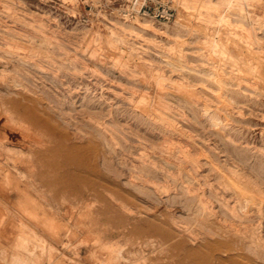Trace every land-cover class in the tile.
<instances>
[{"label": "rangeland", "instance_id": "1", "mask_svg": "<svg viewBox=\"0 0 264 264\" xmlns=\"http://www.w3.org/2000/svg\"><path fill=\"white\" fill-rule=\"evenodd\" d=\"M90 4L0 0V264H264V0Z\"/></svg>", "mask_w": 264, "mask_h": 264}, {"label": "bare ground", "instance_id": "2", "mask_svg": "<svg viewBox=\"0 0 264 264\" xmlns=\"http://www.w3.org/2000/svg\"><path fill=\"white\" fill-rule=\"evenodd\" d=\"M139 20H147V19H135V20H131V21H139ZM125 21H130V20H125ZM149 21H150V20H149ZM143 102H144V101H143ZM145 111H146V110H145ZM142 112H143V111H142ZM19 115L23 116V114H20V113H19ZM28 116H29V115H28ZM4 118H5V117H4ZM41 118H42V117H41ZM2 125H3V124H2ZM26 127H27V126H26ZM58 130H59V129H58ZM96 132H97V131H96ZM66 136H68V135H66ZM79 136H80V135H79ZM79 136H78V137H79ZM82 137H84V136H82ZM36 138H37V137H36ZM12 140H13V139H12ZM36 140H37V139H36ZM30 141H31V140H30ZM17 142H18V141H17ZM22 142H23V141H22ZM35 142H37V141H35ZM104 142H105V141H104ZM19 143H20V142H19ZM33 143H34V141H33ZM24 144H25V142H24ZM25 145H26V144H25ZM103 146H104V145H103ZM106 146L108 147V145H106ZM109 147H110V145H109ZM106 149H107V148H106ZM109 149H110V148H109ZM111 149H112V148H111ZM113 150H114V149H113ZM115 150H116V149H115ZM115 150H114V151H115ZM170 150H171V149H170ZM52 151H53V150H52ZM105 151H106V150H105ZM116 151H117V150H116ZM116 151H115V154H116ZM110 152H111V150H110ZM51 153H53V152H51ZM54 153H55V152H54ZM103 153H104V152H103ZM36 154L38 155L39 153H36ZM108 154H109V153H108ZM108 154H107V156H109ZM138 154H139V153H138ZM93 155H94V153H93ZM113 155H114V154L112 153V156H113ZM128 155H129V154H128ZM89 156H90V154H89ZM115 156H116V155H115ZM140 156H141V155H140ZM117 157H118V156H117ZM142 157H143V156H142ZM91 158H92V157H91ZM105 158H106V157H105ZM105 158H103V159H105ZM138 158L140 159V157H138ZM145 158H146V157H145ZM97 159H98V158H97ZM103 159H102V160H103ZM139 159H137V160H139ZM143 159H144V158H143ZM94 160H96V158H94ZM99 160H100V159H99ZM106 160H107V158H106ZM120 160H121V159H120ZM132 160H133V159H132ZM133 161H134V160H133ZM135 161H136V159H135ZM135 161H134V162H135ZM140 161H141V160H140ZM145 161H147V160H145ZM152 161H153V160H152ZM152 161H151V162H152ZM94 162L96 163V161H94ZM97 162H99V161L97 160ZM103 162H104V161H103ZM109 162H110V159H109ZM151 162H150V164H151ZM194 162H195V161H194ZM95 163H93V164H94L93 167H92L91 165H90V167H92V171H93L95 174H98V173L100 172V170H99L98 166H97ZM99 163H100V162H99ZM106 163H108V162H106ZM144 163L147 164L146 162H144ZM88 164H89V163H88ZM120 164H122V163H120ZM145 164H144V165H145ZM150 164H149V165H150ZM194 164H195V163H194ZM101 165H102V164H101ZM101 165H100V166H101ZM103 165H105V164H103ZM109 165L111 166V164H109ZM132 165H134V164H132ZM132 165H131V166H132ZM144 165H143V167H144ZM147 165H148V164H147ZM147 165H146V166H147ZM154 165H155V164H154ZM87 166H88V165H87ZM135 166H136V165H135ZM152 166H153V165H152ZM101 167H102V166H101ZM106 167H107V165H106ZM111 167H112V166H111ZM111 167H109V168H111ZM157 167H158V166H157ZM55 169H56V168H55ZM102 169H103V168H102ZM113 169H114V167H113ZM144 169H146V167H145ZM127 170H128V169H127ZM138 170H139V169H138ZM64 171H65V170H64ZM107 171H108V170H107ZM114 171H115V169H114ZM139 171H140V170H139ZM142 171H143V170H141V173H142ZM148 171H149V170H148ZM152 171H153V170H152ZM157 171H158V173H161L160 170H159V168H158ZM104 172H105V171H104ZM111 172H113V171H111ZM116 172H117V170H116ZM62 173H63V172H62ZM107 173H108V172H107ZM129 173H130V172H129ZM148 173H149V172H148ZM163 173H164V172H163ZM133 174H134V173H133ZM139 174H140V173H139ZM156 174H157V173H156ZM166 174H167V173H166ZM166 174H165V175H166ZM113 175H115V177H116L117 174H114V173H113ZM119 175H120V173H119ZM119 175H118V176H119ZM147 175H148V174H147V172H146V176H147ZM118 176H117V177H118ZM133 176H134V175H133ZM146 176H145V177H146ZM148 176H149V175H148ZM157 176H158V174H157ZM117 177H116V178H117ZM129 177H130V176H129ZM166 177H167V176H166ZM119 178H120V176H119ZM119 178H118V179H119ZM122 178H123V173H122ZM126 178H127V176H126ZM131 178H132V177H130V179H131ZM145 179H146V178H145ZM151 179H152V178H151ZM120 180H121V179H120ZM128 180H129V179H128ZM138 180H139V179H138ZM123 181H125V180H123ZM126 181H127V180H126ZM143 181H144V180H143ZM143 181H139V182L144 183ZM146 181H147V180H146ZM146 181H145V182H146ZM149 181H150V180H149ZM129 183H130V182H129ZM134 183H136V182H134ZM134 183H133V184H134ZM124 184H125V183H124ZM138 184H139V183H138ZM150 184H151V183H150ZM127 185H128V184H127ZM131 185H132V184H131ZM112 186H113V185H112ZM133 186H134V185H133ZM143 186H144V184H143ZM146 186H148V187H147V188H149L148 191H151V194H152L153 192H156V190H157V189L154 188V186H153V187L150 186V185H146ZM136 187H137V186H136ZM132 188H133V187H132ZM134 188H135V187H134ZM147 188H146V189H147ZM15 189H16V188H15ZM141 189H142V187H141ZM158 189H159V188H158ZM184 189H185V188H184ZM190 189H191V188H190ZM190 189H189V188H186V190H188V192H187L188 194L190 193V192H189ZM0 190H1V189H0ZM135 190H136V189H135ZM137 190H138V189H137ZM137 190H136V191H137ZM157 191H158V190H157ZM191 191H193V190H191ZM141 192H142V190L140 191V193H141ZM181 193H182V192H181ZM144 194H145V191H144ZM156 194H157V193H156ZM156 194H155V195H156ZM158 194H161V193L159 192ZM178 194H179V193H178ZM182 194H183V193H182ZM190 194H191V193H190ZM190 194H189V195H190ZM194 194H195V192H193L191 195H194ZM196 194H198V193H196ZM145 195H146V194H145ZM152 195H153V194H152ZM152 195H151V196H152ZM166 195H167V194H166ZM166 195L164 194L165 197H167ZM171 195H172V194H171ZM171 195H170V196H171ZM184 195H185V194H184ZM186 195H187V194H186ZM189 195H188V196H189ZM191 195H190V196H191ZM120 196H121V195H120ZM156 196H158V195H156ZM159 196H160V195H159ZM177 196H178V195H177ZM177 196H176V197H177ZM180 196H182V195H180ZM188 196H187V197H188ZM16 197H17V196H16ZM149 197H150V196H149ZM153 197H154V195L152 196V198H153ZM160 197H161V196H160ZM172 197H173V196H172ZM193 197H194V196H193ZM146 198H148V197L146 196ZM150 198H151V197H150ZM150 198H149V199H150ZM152 198H151V199H152ZM154 198H155V197H154ZM174 198H175V197H174ZM180 198H181V197H180ZM191 198H192V197H191ZM196 198H197V197H196ZM196 198H195V199H196ZM156 199H157V198H156ZM156 199H155V200H156ZM158 199H159V198H158ZM169 199H170V198H169ZM171 199H172V198H171ZM184 199L186 200V198H184ZM195 199H194V200H195ZM200 199H201V197H200ZM200 199H199V200H200ZM5 200H6V199H5ZM155 200H154V201H155ZM166 200H167V199H166ZM177 200H178V199H177ZM180 200H181V199H180ZM9 201H10V200H9ZM160 201H161V200H160ZM168 201H169V200H168ZM171 201H172V200H170V202H171ZM173 201H175V200H173ZM190 201H191V199H190ZM177 202H178V201H176V203H177ZM191 202H192V201H191ZM203 202H204V201H203ZM203 202H202V203H203ZM168 203H169V202H168ZM180 203H181V202H180ZM183 203H184V202H183ZM183 203H182V204H183ZM185 203H186V202H185ZM198 203H199V201H198ZM204 203H205V202H204ZM186 205H187V204H186ZM194 205H195V204H194ZM197 205H198V204H197ZM204 205H205V204H204ZM228 205H229V204H228ZM179 206H181V205H179ZM190 206H191V205H190V202H189V208H190ZM198 206H199V205H198ZM198 206H197V207H198ZM202 206H203V205H202ZM206 206H207V205H206ZM206 206H204V207H206ZM184 207H185V206H184ZM193 207H194V206H193ZM193 207H192V208H193ZM195 207H196V206H195ZM195 207H194V209H196ZM204 207H203V209H204ZM226 207H227V206H226ZM125 208H126V207H125ZM180 208H181V207H180ZM182 208H183V205H182ZM207 208H208V207H207ZM207 208H206V209H207ZM227 208H228V207H227ZM231 208H232V207H231ZM183 209H185V208H183ZM206 209H204V210L201 209V210H202V211H205ZM209 209H210V208H209ZM149 210H151V209H149ZM152 210H153V208H152ZM191 210H192V209H191ZM211 210H212V209H211ZM153 211H154V210H153ZM185 211H186V209H185ZM189 211H190V209H189ZM196 211H197V210H196ZM207 211H209V210H207ZM207 211H206V212H207ZM213 211H214V210H213ZM155 212H156V211H155ZM182 212H183V211H182ZM152 213H153V212H152ZM187 213L189 214V212H187ZM187 213H186V214H187ZM196 213L198 214V212H196ZM201 213H202V212H200L199 214H201ZM215 213H216V211H215ZM215 213H214V214H215ZM217 213H218V212H217ZM148 214H150V213H148ZM218 214H219V213H218ZM216 215H217V214H216ZM242 215H243V214H242ZM244 215H245V214H244ZM244 215H243V216H244ZM194 216H195V215H194ZM196 216H198V215H196ZM199 216H200V215H199ZM211 216H215V215H213L211 212H208V213L206 214V217H211ZM149 217H152L153 220L159 222V224L161 223L160 225H163L164 227H167L168 229H170L171 227H173L172 222H171L168 218H164V219H163V216H162L161 219H159L157 216H154L153 214L150 215ZM192 217H193V216H192ZM218 217H220V215H219ZM239 217H240V216H239ZM239 217H238V218H239ZM248 217H249V216H248ZM200 218H201V217H200ZM202 218H203V216H202ZM191 219H192V218H191ZM208 219H210V218H208ZM221 219H223V218L221 217ZM224 219H226V218H224ZM243 219H244V218H243ZM192 220H193V219H192ZM210 220H211V219H210ZM231 220H232V219H231ZM241 220H242V219H241ZM177 221H178V220H177ZM177 221H176V222H177ZM193 221H195V220H193ZM197 221H199V220H197ZM201 221H202V220H201ZM203 221H205V220H203ZM208 221H209V220H207V222H206V221H205V222L208 223ZM219 221H220V218H219ZM205 222H204V224H205ZM220 222H222V221H220ZM220 222H219V223H220ZM225 222H226V220H225ZM228 222H229V221H228ZM174 223H175V222H174ZM236 223H237V222H236ZM204 224H203V225H204ZM210 224H211V223H210ZM210 224H209V225H210ZM220 224H221V223H220ZM223 224H224V222H223ZM223 224H222V225H223ZM240 224H241V223H240ZM195 225H196V223H195ZM207 225H208V224H207ZM211 225H212V224H211ZM198 226H200V224H199ZM213 226H214V225H213ZM213 226H211L210 228H208L209 226L206 227L205 229L203 228L204 230L201 231V234L204 235L205 237H207L208 235H212V236H214V237H215V236H219V237H220V236H222V235H230V236L232 235V236H236V237H238V240H240V241L243 240V238L246 237V236L243 237V233L245 232L244 229L246 228L244 225H243V226H244L245 228L243 229L242 227H238V226L232 224V222H231V223L229 222V223H227V224H224L223 226H220V225L217 226L218 228H217L216 230L211 229ZM241 226H242V225H241ZM214 227H215V226H214ZM158 228H159V227H158ZM197 228H198V227H197ZM197 228H195V229H197ZM173 229H174V232L176 231V232H178V233H182V234H183V233L189 234L190 232H192V230H190L187 226H185V225H180V224H176V225H174ZM151 230H152V229H151ZM199 231H200V230H199ZM246 231H247V230H246ZM248 231H250V230H248ZM251 231H252V230H251ZM174 232H173V234H174ZM193 233H194V232H193ZM247 233H248V232H247ZM247 233H245V234H247ZM177 235H178V234H177ZM196 235H197V234H196ZM202 235H201V237H203ZM253 235H254V234H253ZM193 236H194V235H193ZM197 236H198V235H197ZM199 236H200V235H199ZM199 236H198V237H199ZM212 236H211V237H212ZM251 236H252V234H251ZM254 236H255V235H254ZM190 237H191V240H193V241H196V239H197V237H196V238H195V237H192V236H190ZM205 237H204V238H205ZM209 237H210V236H209ZM255 237H256V236H255ZM212 238H213V237H212ZM251 238H252V237H251ZM213 239H214V238H213ZM219 239H220V238H219ZM228 239H229V238H228ZM233 239H235V238L233 237ZM221 240H222V239H221ZM230 240H231V239H230ZM235 240H236V239H235ZM245 240H246V239H245ZM245 240H244V241H245ZM252 240H253V239H252ZM256 240H258V239H256ZM219 241H220V240H219ZM236 241H237V240H236ZM191 242H192V241H191ZM223 242H224V241H223ZM225 242H227V240H226ZM229 242H230V241H229ZM241 242H242V241H241ZM260 242H262V241H260ZM187 243H188V242H187ZM209 243H210V242H209ZM217 243H218V242H217ZM239 243H240V242H239ZM239 243H237V245H238ZM242 243H243V242H242ZM247 243H248V242H247ZM257 243H258V241H257ZM178 244H179V243H178ZM181 244H182V243H181ZM213 244H214V243H213ZM228 244H229V243H228ZM240 244H241V243H240ZM216 245H217V244H216ZM222 245H224V244H222ZM251 245H253V244H250V247H251ZM254 245H255V244H254ZM176 246H177V245H176ZM204 246H206V245H204ZM185 247H187V246H185ZM209 247H210V245H209ZM212 247H213V245H212ZM230 247H231V246H230ZM230 247H229V249H230ZM236 247H237V246H236ZM253 247H254V246H253ZM183 248H184V247H183ZM189 248H190V247H189ZM189 248H188V249H189ZM214 248H216V247H214ZM227 248H228V247H227ZM238 248H239V247H238ZM240 248L243 249L242 246H241ZM244 248L248 249V245H247L246 243H245V245H244ZM255 248H256V250H259V249H260V248L257 249V247H254V249H255ZM180 249H182V248H180ZM207 249H208V248H207ZM209 249L211 250V248H209ZM224 249H225V248H224ZM252 249H253V248H252ZM252 249H251V250H252ZM191 250H192V249H191ZM236 250H239V249H236ZM251 250H249V252L247 251V253H250ZM206 251H207V250H206ZM213 251H214V250H213ZM223 251H225V250H223ZM226 251H228V249H227ZM260 251H261L260 253L256 254L257 256H258V255L260 256V254H261V255L263 254V252H264V246H263V248H262ZM188 252H189V251H188ZM252 252H254V251L252 250ZM252 252H251L250 254H253ZM255 252H256V251H255ZM227 253H228V252H227ZM243 253H244V252H243ZM211 254L214 255L213 253H211ZM211 254L209 253V255H211ZM228 254H229V253H228ZM230 254H231V253H230ZM254 254H255V253H254ZM254 254H253V255H254ZM212 255H211V256H212ZM253 255H251V256L253 257ZM256 255H254V257H255ZM207 256H208V255H207ZM241 256H242V255H241ZM241 256H240V257H241ZM257 256H256V257H257ZM162 257H163V256H162ZM242 257H243V256H242ZM262 257H264V256H262ZM196 258H197V257H196ZM210 258H212V257H210ZM234 258L236 259L237 257H234ZM259 258H260V257H259ZM217 259H218V258H217ZM238 259H239V258H238ZM222 260H224V259H222ZM257 260H258V259H257ZM199 261H200V260H199ZM213 261H214V260H213ZM218 261H219V260H218ZM253 261H254V260H253ZM259 261H260V260H259ZM214 262L217 263V260L214 261ZM219 262H220V264L222 263L221 260H220ZM224 262H225V261H224ZM224 262H223V263H224ZM226 262H228V261L226 260ZM250 262H251V261H250ZM260 262H261V261H260ZM262 262H263V261H262ZM229 263H230V262H229ZM239 263H240V262H239ZM158 264H159V262H158ZM226 264H227V263H226ZM252 264H253V263H252ZM254 264H255V263H254ZM260 264H261V263H260Z\"/></svg>", "mask_w": 264, "mask_h": 264}, {"label": "built area", "instance_id": "3", "mask_svg": "<svg viewBox=\"0 0 264 264\" xmlns=\"http://www.w3.org/2000/svg\"><path fill=\"white\" fill-rule=\"evenodd\" d=\"M102 15H113L122 20L147 19L169 23L176 18L173 0H90Z\"/></svg>", "mask_w": 264, "mask_h": 264}]
</instances>
